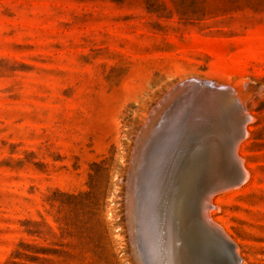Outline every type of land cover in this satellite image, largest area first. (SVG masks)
Here are the masks:
<instances>
[{
	"label": "rangeland",
	"instance_id": "rangeland-1",
	"mask_svg": "<svg viewBox=\"0 0 264 264\" xmlns=\"http://www.w3.org/2000/svg\"><path fill=\"white\" fill-rule=\"evenodd\" d=\"M191 78L252 117L248 178L211 216L264 264V0H0V264H157L127 181L152 110Z\"/></svg>",
	"mask_w": 264,
	"mask_h": 264
},
{
	"label": "bare ground",
	"instance_id": "bare-ground-1",
	"mask_svg": "<svg viewBox=\"0 0 264 264\" xmlns=\"http://www.w3.org/2000/svg\"><path fill=\"white\" fill-rule=\"evenodd\" d=\"M185 81H187V80H185ZM185 81H183V82H185ZM183 82L179 83L177 86H175L173 88L176 90L175 94H177L178 92H180L183 89V88L179 87ZM229 87L231 88V86H229ZM170 89L168 90L170 92L169 94H171L173 91V89L171 91H170ZM231 89L233 90V92H230L228 90H222V91L218 92V94H215V95H211L209 89L203 90L205 93L204 96L208 98V101L202 102L200 108L198 110H196V112H198V113L195 112V114H192L190 117H187L188 116L187 114L191 111L194 103L191 101L184 106L181 113L178 114L179 118L182 116L188 118L187 121L185 122V126H184L183 130L181 131L182 133L177 135L174 139H172V140L169 139L168 141H166L165 144L161 148L158 149V153L156 152L157 155L153 156V157H155L154 158L155 160L152 162L150 161V163L147 162V164L149 163V165L152 164V168L150 167L151 172L149 173V176L148 175L144 176L145 175L144 171H146V173H147L148 169L147 170L145 169L146 167L144 165L146 164V162L144 164L143 159H142L143 163L141 162V164L138 168L135 165L137 162V158L140 154V152L137 151V147L139 145V139L142 138L143 135L147 132V126L150 125V122H152L158 116V114L161 113L162 109L165 108V106L168 104L169 99L167 100V97L169 96V94L164 98V100H162V101L160 100L161 102L159 101L157 103V105L152 110L151 116L148 117L147 123L145 124L142 131H140L141 133H139L140 135H139V138L137 139V144H136L137 146H135L136 150L134 152V157H133V161H132L133 164L131 165L132 167L130 169L129 177H128V181H127V184H128V221H129L130 228L133 231H135V230L137 231L138 230L137 229L138 228L137 223L139 222V219L136 218L137 217L136 215L138 214V217H140V222H141L143 228H144V226H146V228L150 231V233H149V231H148V233L151 234V236H153L152 238L155 240L154 244H153V248L159 254V258H160V259H158L157 264H174V260H175L174 258H176V264H183V262H181L180 254L177 252L175 255V251L172 250L173 245H172V236L171 235L173 233V229L176 227V225L178 223H180V219H181L180 218V214H181L180 212L181 211H179V209H178V203H179L178 199H179L180 195L178 193H176V180H177V168L176 167H177L178 162L181 159V156L185 155L184 154L185 152L186 153L191 152L192 155L194 154L195 156L199 155V153H201L203 150V146L205 145V141H207V139H205V136L203 138L199 137L200 136L199 134H201L202 130L199 129L200 128L199 123L201 121H199L200 119H197V116H200L203 119H204V117L206 119L209 118L208 122H210V123L212 122L214 124V127L216 129V133H215L216 137H215V139H213V142L215 144H217L216 146L219 147L218 148L219 151L221 149L220 154L225 156V157H223L224 158V165L222 163V166L224 167V169L221 167V172L223 169L222 173H224L226 166H228L229 163H230V167H231L230 170H233L235 168H237V169L239 168L238 165H236V161H235L236 156H234V154H231L230 147H229V152H228L227 139H229L231 137V134L229 132L230 130L228 129V126H225L226 123L224 125L221 122V120L217 121V118L218 117H220L221 119L223 118L224 122H226L228 120L230 123L231 131H234V130H236L237 127H239L241 125L240 123H242V119L244 116L250 117L248 122L251 120L252 117L247 112L246 105L237 96L236 89L233 87ZM175 90H174V92H175ZM234 94L237 96V98L240 101L244 110H241L240 108H238L237 99L235 98ZM197 95L198 94L194 93V89H193L192 94L189 95V93H187V95H185L182 98H184V100H185L191 96V99H192V98L196 97ZM222 97L225 98L226 104L228 106H231V111H229V110L226 111L223 109V106L221 105V98ZM177 102L182 104L186 101H183V100L180 101L179 100ZM172 116H174V115H171V112H168V115L165 117V120H164L165 125L171 121ZM248 122H247L246 127H245L246 134L239 141V143L237 145V153H238V149L240 147L239 145H241L243 139L248 134V126H247ZM202 123L204 124V122H201V124ZM198 124H199V128H198ZM178 125L179 124H176L175 126H173L172 129L171 128H169V129H171V131H175L177 129ZM196 127L200 133L197 132V130L196 131L194 130V128H196ZM224 132H226V133H224ZM195 134H198L199 136L198 135L193 136ZM156 143H158V142L156 141ZM154 145H155V142H154ZM147 146H148V144H147ZM147 149L148 148H146V150ZM214 149H215V146H214ZM150 150H152V149H150ZM150 150H148V151L150 152ZM152 153H153V151H152ZM141 155H143V153H141ZM232 156H234V157H232ZM241 160H242L243 165H244V160L242 158H241ZM147 161H149V160L147 159ZM217 164L218 163L216 161H214V152L212 151L210 157H208L207 163L205 164V166L208 167V169H207L208 170L207 171L208 179L206 178L205 184L212 181L214 178H217L219 175H221V172L219 174V169H217L218 168ZM149 165L148 166L146 165L147 168H149ZM237 169H235V170L237 171ZM244 169H245V166H244ZM245 171H246V177L244 179V182L247 180L248 173H249V172H247L246 169H245ZM193 184H194V182H192L191 186H193ZM239 185H241V184H239ZM239 185H237L236 187H238ZM195 191H196V189L194 187H192V191L189 192V204L187 203V208L191 212V214H193L196 217L194 210H193L192 203H191V200L193 199V197L195 198V196H194ZM213 197H211V199H210L211 205L209 206V208L203 209L202 208V201H203L202 199H204V196L202 198L201 194L199 193V196L196 197L197 198L196 202L198 201V206H196L195 210L198 212V214H200L202 216V218H203V214L205 212V214H207L208 218L210 220H212L215 224H217L216 221L211 216V211H212V209L215 208L214 203L212 204ZM137 202L141 204V205L139 204L141 209L137 208L139 205L136 207ZM135 207H136V209H138L137 213H135V211H136ZM136 224H137V226H136ZM218 226L220 228H222L224 231L226 230L224 227H221L220 225H218ZM136 234H138V233L136 232ZM227 234H229V233H227ZM141 235H143V234H141ZM136 237H138V236L136 235ZM148 238H146V239H148ZM146 239H145V241H146ZM153 239H151V240L153 241ZM140 240L138 242H140ZM134 245H135V242H134ZM138 247H139V245H138ZM151 248H152V246H151ZM236 250H237V253L240 255L241 252L239 253V249H238L237 244H236ZM152 252H153V250H152ZM148 253L151 254V252H148ZM154 255H155V253H154ZM154 255H152V256H154ZM137 256H138L137 258H138L139 264H148V263H146V261H143V259L145 258L146 255H144V257H143L139 252V255H137ZM240 257H241V255H240ZM152 258L150 257V259H152ZM243 261H244L243 257H241V264H243ZM151 262H153V261H151ZM209 262H210L209 264H237V259L229 251H224L223 253L216 251V252H214L213 258L211 257V260Z\"/></svg>",
	"mask_w": 264,
	"mask_h": 264
},
{
	"label": "water",
	"instance_id": "water-1",
	"mask_svg": "<svg viewBox=\"0 0 264 264\" xmlns=\"http://www.w3.org/2000/svg\"><path fill=\"white\" fill-rule=\"evenodd\" d=\"M179 87L183 89L177 94H175L176 90L173 89L172 93L167 97V100L169 99L168 104L165 106V108L162 109L161 113L158 114V116L152 122H150V125L147 126V132L143 135L142 138L139 139L137 151L140 152V154L135 164L137 168L141 164L140 156L142 151L146 149V144L155 141L159 136L163 135L162 138L158 141V148H156V152L158 153V149L161 148L166 141H168L169 139L172 140L177 135L182 133L181 131L185 126V122L188 119L187 117L195 114L196 110L200 108L202 102L208 101V98L204 96L205 93L203 90L209 89L211 95L218 94V92L222 90L233 92V90L227 85L217 84L212 80H203L199 78L189 79L183 82ZM193 89L194 93L198 95L192 99L190 96L184 100V98L182 97L187 95V93H189V95L192 94ZM235 98L237 99L238 108L244 110L236 95ZM179 100H183L186 102L180 104L179 102H177ZM191 101L194 103V105L191 111L187 114L188 116H182L179 118L178 114H180L184 106ZM225 101V98L222 97L221 105L223 106V109L226 111H231V106H228ZM168 112H171V115L174 116H172L171 121L165 125L164 120L168 115ZM197 119L203 120V118L200 116H197ZM205 119L206 118L204 117V123L206 126L202 128L201 134H199L200 136L198 134L193 135H198L200 138H203L205 136V139H207V141H205V145L203 146L202 152L196 156L194 154L192 155L191 152H185V155L181 156V159L176 167V193L180 195L178 199V209L179 211H181V219L180 223H178L173 229V233L171 235L173 245L172 250L175 251V255L177 252L180 254L181 262H183V264H209L211 257L213 258L214 252L216 251H219L221 253H223L224 251L231 252L236 257L237 264H241V257L237 253L236 244L232 240V238L222 228H220L217 224L210 220L205 212L202 218V216L198 214L195 209L196 206H198L196 197L199 196V193L201 194L202 198L204 196V199H202V208L207 209L211 205V197H213L216 193L236 187L237 185L244 182L246 171L244 169L243 162L237 153V145L246 134L245 127L250 117L244 116L242 119V123H240L241 125L234 131H231L230 123L228 120L224 122L223 118H217V121L221 120L224 125L226 123L225 126H228V129L230 130L229 132L231 134V137L227 139L228 152L230 147V152L231 154H234V156H236V165H238L239 167L238 169L235 168L237 169V171L235 169L230 170L231 167L229 163L228 166H226L224 173H222L224 169L222 163L224 165L223 157L225 156L220 154L221 149L219 151V147H217V144L213 142V139H215L216 137V129L212 122H206L207 119ZM176 124H179L177 129L175 131H171L173 126H175ZM194 130L196 131V128H194ZM212 151L214 152V161L218 163L217 169H219V174L221 172V167L223 169L221 175H219L217 178H214L210 182L207 181L208 183L205 184L206 178L208 179V167L205 166V164L207 163L208 157H210ZM192 182H194L193 186H191ZM192 187L196 189V191L194 192L195 198L193 197V199L191 200L196 217L191 214V212L187 208V203L189 204V192L192 191ZM174 259V264H176V258Z\"/></svg>",
	"mask_w": 264,
	"mask_h": 264
}]
</instances>
